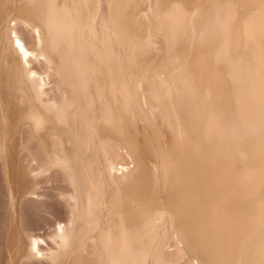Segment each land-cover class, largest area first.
Instances as JSON below:
<instances>
[{"label": "rangeland", "instance_id": "1", "mask_svg": "<svg viewBox=\"0 0 264 264\" xmlns=\"http://www.w3.org/2000/svg\"><path fill=\"white\" fill-rule=\"evenodd\" d=\"M61 1H64V2L62 3ZM71 1L72 2L75 1V2L72 3ZM89 1L91 3H89ZM120 1H123V2H120ZM164 1H165V7L163 6ZM170 1H174V0H169V2L168 0H127V1L126 0H119V1L118 0H68V1L59 0L58 2H56L57 5L56 4L54 5L53 8L55 10L53 11L52 14L46 15L44 18L39 17V16L35 18V15H33L32 11L30 12V10L27 9L26 7L27 3L29 4L31 2V5H32V1L27 2V0H0V264H111V263L113 264V260L115 261V264L117 263L121 264V261H119V259L124 260V263H125V260L127 261L130 258L132 260V261L130 260L131 264H137V263L138 264L139 263L158 264L157 263L158 261L160 264V261H161L160 258H162L161 256L164 257L162 258L163 261H161L163 263L164 261L166 263V260L167 261L170 260L166 264H173L174 262L178 264H203V262L204 264L206 263L212 264L216 260L214 258L215 257L214 248H212L213 245L211 244V242L213 243L214 240L213 238L211 239V236H210L211 230H209L210 226H208V222H207L208 220H206V218L208 217L207 212L209 209V206H208L209 201L207 199L208 195H206L207 192L204 190H206L207 187H206V184H204L203 182L204 179L202 181L203 177L201 176H203V173L199 172V170L201 169V166H200L201 162L199 159L200 153L198 154L199 150H198L197 142H195L197 141L195 140L196 139L195 134L198 131L197 120L194 121V119H196V116H197L196 114L197 107H195L197 103L196 102L197 96H195L197 94V91L196 89L193 90L195 87H193L192 85L193 83L190 81L191 80V77H190L191 70H189L188 66H185L186 64L183 61L186 60V58H184L185 56L183 57V53H182L183 52L182 48L187 49L188 47H190V49L189 48L188 49L194 51L195 49L191 47L192 45L193 46L195 45L194 48H198L197 45L200 46L202 44L204 40V36H205L204 30L202 31V29L205 27V24H206V22H204L206 20V16L202 15V11H198L197 13H195L194 11H191V13L185 12L186 14L187 13L191 14L189 16V18L191 19L187 17L188 15L183 14L184 17H186L184 19L179 14V13L182 14V11L179 10L180 12L176 11V14H177L176 16L179 15L178 17L175 16V12H174V15L171 13L172 17L171 15H168V17L170 18H173V16L177 18V19L174 18L177 21L172 19L176 22L175 24L174 22L170 23V21L172 20H170V18H168L169 20L166 19L167 15L165 12L167 8L169 7V4L172 3ZM192 1L193 0H191V2ZM196 1L201 2V5H199L200 3L198 2L196 3ZM196 1H194L195 3L194 5L195 6L198 5V9H196V11L201 10L202 8L204 9V7H206L205 5L207 4V1L206 2H204L205 0H200V1L196 0ZM78 2H80L79 3L80 5L77 4ZM182 2L186 4L187 0H182ZM188 2H190V0H188ZM122 3H125V4L123 5ZM166 3H169L168 7H166L167 6ZM74 4L75 5L77 4V6H75ZM117 4L118 6H116ZM119 5L122 7L121 10L120 8L118 9V7H120ZM112 6H116V7H112ZM200 6L201 7L203 6V7L200 8ZM67 7L69 8L67 9ZM57 10H59L58 11L59 15L56 13ZM112 10H113V13H112ZM123 10L125 11L119 12ZM27 11H29V13ZM114 11L117 13V16H116V13H114ZM194 13L197 15L196 18H194L196 16ZM198 13H200V15ZM114 14L116 17L113 16ZM68 15H70L71 22L69 21L70 22L69 24H65V20L69 19V17H67ZM119 16L123 18V19L121 18L119 19V21L121 20L122 24L118 21V19H115L117 17L119 18ZM199 16H200V19H199ZM202 16L205 18H202V22L201 21L198 22L199 20H201ZM179 17H182L184 20ZM178 18L180 20L182 19L181 21H183V23L187 21V23L185 24L182 23L181 25H184L185 28H188L186 30L188 34L187 32H185V30H183L184 28L182 29L183 26L181 27L178 25L179 29L175 26V30L178 29L176 31L173 29L174 25L179 24V22L181 23V21ZM193 18L194 20L196 19L195 21L197 22V24L193 20ZM56 19L58 21L54 22V20L56 21ZM114 19L115 21L117 20V23L114 21ZM51 20L52 22H50ZM83 21L85 25H88L87 27L85 25L83 26ZM192 21L193 23L195 22V24H193ZM203 22L204 24H201V25L199 24ZM40 23H42V25ZM52 23H55L56 26L55 24L51 25ZM119 23L120 25H117ZM189 23L193 26V28L190 26ZM75 24H78L77 26L80 27V28L78 27L79 33H81L83 29V32L79 34V35H82L81 40L79 39L80 41L78 42L79 45H75V48L77 46V49L80 47L78 49L79 50L78 53L74 51V47H73L74 43L70 39H69L70 41L67 38H65V40H61L62 32L64 31V28L62 26H65V28L67 26L69 27V25L73 27L75 26ZM186 24L188 26H185ZM197 26L200 28V30L203 33L200 30H196V29H199ZM202 26L203 28H201ZM47 27L49 29H47ZM189 27H190V30H189ZM120 28L121 30H118ZM191 28L192 29L195 28V29L192 30ZM122 29L124 31H122ZM41 31H44V36L46 37V39L45 37L41 36L42 34ZM55 31L57 32L58 36H56ZM120 31L125 33V35L124 34L123 35L124 37L126 36L127 39L126 37L124 39V37L121 36L122 33ZM198 31L200 32L201 35L203 34V36H201ZM175 32L177 34H181V32L183 34H187V35H183V37H185L186 39L181 37L182 35L180 36L176 35ZM38 33L43 39L40 36H38ZM192 33L193 35L194 34L195 35L198 34V35L193 36ZM48 34H49V37H48ZM190 34L192 38L194 37L196 39L198 38L197 36L199 37L201 36L203 40L202 39L200 40L201 38L200 37L196 40L194 38L193 39L191 38V41H190V38H189L191 37ZM173 35L176 36L175 38L178 39L177 40L178 42L176 40H175L176 42L174 41L175 38H173ZM252 36L249 37L251 38L250 39L251 41L249 40L247 42L249 44L247 45L250 48L252 47L250 45H253L251 44V42L253 41L252 43H255L254 41H256V36L254 35L255 39ZM39 38L42 41H40ZM57 38L60 39V41L59 40L57 41ZM23 40L24 42H21V43H23L24 47L23 46L22 47L24 49H27L26 50L27 53L25 52L23 48L21 49L20 41H23ZM187 40L190 41V44H188L189 42ZM193 41L194 43L195 41H198V42L194 44ZM55 42L58 44H55ZM61 42L62 44L64 43L67 44V45H64V47L66 50H68L69 48L70 50L68 51H70V53L73 51L76 54L81 55L80 56L82 57L81 64H82V67H84L82 69L83 76L81 80L83 81L84 79L85 82L84 81L83 82L86 85L82 83V81L81 83L84 84L85 90L82 89L84 87L82 84L80 85L81 89L78 88L80 91L78 89L75 90V94L78 95V96L76 95V98L78 99L79 97L78 101L81 102L82 100L81 102L82 104L80 102L78 103L79 105L77 104L75 106L74 104V107H72V109L70 108L71 107L70 104L73 103V102L71 103V101H73L72 100L73 95H72L71 89L69 88L68 85H65L66 83L63 81L64 79H61L62 77L59 76L60 74L57 73L56 69L54 68V63H56L57 65L60 61L58 52L60 51L59 43ZM92 42H94L95 44ZM181 42H184V43L182 44ZM191 42L193 44H191ZM174 43H177V44L181 43V44L176 45ZM50 44H53V45H50ZM187 44L189 45L188 47H187ZM54 45L56 48L54 47ZM89 45L92 47H90ZM180 45H182L183 47H181ZM175 46H179V47L177 48ZM91 48L93 49L94 53H92ZM105 48H107L106 51H105ZM46 50L49 53L51 52L52 55L47 53ZM99 50H102V51H99ZM176 51L178 53H176ZM41 52H44L42 54L43 55L45 54V56H42V55L40 56ZM175 54L176 55L178 54V55L176 56ZM72 55L73 54H71L70 56L72 57ZM179 56L180 58H178ZM177 58H178L177 61L179 63L175 60ZM83 60L85 62L87 60L88 63L87 62L85 63ZM106 61L108 62V64ZM177 63L180 65L181 70L184 71L183 73L186 72L185 69L189 71V73L186 72L185 74H183L182 71L180 72V67ZM181 65H183L184 70L182 69ZM31 69L36 70L37 73L35 74V72ZM90 69H92V71ZM71 72H73V74L77 73L75 70L73 71L71 70ZM187 73L190 75H188ZM228 73L229 75L231 74L230 72ZM41 74L44 75L43 79H42L43 75ZM33 75H35L37 78ZM93 75H95L96 79L98 77H102L104 79L102 84L99 83L100 80L95 81L96 79L94 78ZM180 75H185V76H182L185 78L186 76H188L187 78L190 77L189 79L184 78L183 80H186L184 82H186V85L189 87V89L190 88L192 89L193 87L192 89L193 91L192 90L189 91V89L187 90L188 92L185 91L186 86L182 85L183 80H181L182 78L180 77ZM30 76L31 78L34 77L33 79L35 80L32 79L33 82H31V79L28 78ZM39 76L40 77L42 76V77L39 78ZM232 76H233V73H232ZM107 79H109L110 81ZM251 80H254V79H252L251 77ZM250 81L248 80L247 82L251 83ZM187 82L189 83L187 84ZM247 82H245V85H248ZM58 83H60L61 85ZM190 83H192L191 87L189 86ZM62 84L65 86H63ZM253 84H254V81H252V85L250 84V86H254L252 87L253 89H251V87L249 86V88L246 90L250 89L253 92L254 89H257V92L256 90L254 91L256 92V94L258 93L257 96L260 97L262 91H260L259 88L255 87V85ZM94 85L95 86L97 85V87L95 88ZM183 90L185 92H183ZM250 90L249 92L246 91L247 95L252 93L250 92ZM194 91L196 92V94L193 93ZM38 92L40 95L36 94ZM160 92L162 93L160 94ZM82 93H85V96ZM187 93H190V94L187 95ZM209 93L206 94V91L205 93H203L208 96L206 97L208 100H209L210 95L212 94V93L211 94ZM191 94L193 95L195 94L194 97L196 98H194ZM246 94L244 96H247ZM64 95L66 98L68 97L69 100L71 99L69 101L70 107L66 106L68 105L67 103L68 100L64 97ZM86 95H87V98H86ZM82 96L85 98V100ZM120 96L122 99L118 98ZM257 96L254 97L256 98V100L261 99L259 100V102H256L257 105L258 103H261L260 101L264 102L263 96H262L263 99ZM63 97L67 100L66 103L65 101H63L64 100ZM238 97H240V95ZM247 97H243L242 95L241 98L248 101L249 98L246 99ZM188 98L190 101L188 100ZM193 98L196 99V101L194 100L196 102L194 105V108L193 106H191L194 104ZM39 100H40L39 102L40 105L38 104ZM56 100H58V102ZM244 100H242L241 103L238 104V105L241 104L240 106H238L239 108L237 107L241 111L237 109V112L239 111L237 115H239V117L242 116V119L240 117V120H243V119L247 120V118H250L251 121L248 119L249 121L247 120V123H251L255 127L258 122H261V120L257 121V119L260 117V113L257 109H260V106L262 104H259L260 105L259 108L258 106L255 107L257 111L256 112L254 111V106H255L254 103L256 100L253 101L252 99H250V101L251 102L253 101L254 103H251V102L249 103V104H253L252 105L253 107L246 105V107H248V110H249L248 111L249 114H248L246 107H244V109L242 110L243 108L242 103L248 104L249 102V101L246 102ZM62 101L64 103L65 108H62V106H61L62 110L60 108H58V110L57 108H54L58 103L59 104L57 106L61 105ZM53 102L54 103L57 102V104H54ZM83 102H85V104ZM190 102L192 104H190ZM52 103L54 105L53 108L55 110H51L53 109ZM117 104H119L120 106H118ZM123 104H125L124 106L126 108L123 106ZM49 106H51L50 109H49ZM77 106L79 110L78 108H76ZM225 106L230 108L229 106L231 105L224 104V107H221V108L219 107L220 113H221V110L225 108ZM105 107H108L106 108L107 112L105 110ZM41 108L42 110H40ZM214 108H215V105H214ZM251 108H252L251 110L252 112L250 111ZM44 109L45 110L47 109L46 112L48 111L50 114L46 113ZM71 110H75L76 113L73 112L74 114H72ZM121 110L125 112L123 113ZM244 110H245L246 115L243 112ZM53 111H56V112L60 111L61 114L68 115L66 116L68 117V119L65 118V115L64 117L61 118L62 115L59 114L60 115L59 116L57 114L58 112L53 113ZM78 111L80 113L82 112L81 115L83 117L80 116V113ZM83 111L85 114L83 113ZM108 111L109 113H111L110 115L108 114ZM261 111L262 110H260V112ZM253 112H255L257 116L259 115L258 117H254L255 119L253 118V116H255L254 114H252V117H251V113ZM105 113L107 114L103 115ZM38 114H41L44 117L45 115H49L47 116L48 122H51L52 124L53 123L56 124V125H52V127L53 126L54 127L51 130L48 129V131L50 130L48 133H47V130L44 131L45 135H44V132H41V131L43 130L42 128L45 127L44 125L46 123V120L41 121L40 119H38L39 117ZM243 115L245 117H243ZM69 116H72L70 117L71 121H69L70 120ZM76 116L78 119L76 118ZM110 116H111V120L113 123L110 122L111 120H109ZM193 116H194V119H193ZM227 116L228 115L226 114L225 118L223 119V121L225 120L224 122L228 121ZM33 117L37 118L36 121L39 125L35 122V119ZM104 119H107V120H104ZM170 119H174V120H171V123H170L169 121ZM104 121L105 122L108 121L109 123H106L104 125L103 124L105 123ZM172 122H173V125H171ZM243 122L245 123L242 126L240 125L241 128L245 130V127L247 126L246 129L249 130V127L246 121L243 120ZM254 122L256 125L253 124ZM121 123L123 124V126ZM107 124L108 125L110 124L111 126L109 125L110 127L109 126L107 127ZM187 125L189 127H187ZM258 125L260 124L258 123ZM55 126L57 129L55 128ZM105 126L107 127L109 131L106 129ZM253 126L252 128L254 129ZM37 127H38V130H37ZM104 127L105 129H103ZM119 129H122L123 131L122 130L119 131ZM53 130H56V131L59 130V131H57L56 133V131H53ZM114 130L115 131L118 130L117 133ZM170 130H174L172 131L173 136ZM207 132L209 133H206L204 139L202 138L203 143L206 139H208V137H209L208 139L209 142L211 140H214L216 142L217 141L216 137L218 138L219 136L216 135L215 139L213 138V136H215L216 134L214 133L215 131H213L214 134L211 136H209V134L210 133L212 134V132L210 131H207ZM58 133L60 134V137ZM100 135L101 136L104 135V136L101 137ZM107 135H110V136H107ZM174 135H175V138H174ZM191 137L195 141L192 140ZM210 137L213 139H211ZM224 137L227 138V135L225 136L223 135L222 139L224 140L221 139L220 141V138H219L217 143L227 142L229 137L228 139H225ZM190 139L192 140V142L190 141ZM129 140L132 143V146L130 145L131 143L129 142ZM176 140L179 142H177ZM127 141L129 144L126 145ZM174 141L175 143H172ZM214 141H212L213 143H211V145H214L215 143ZM209 142L206 143V145L207 144L210 145ZM171 144L173 145L179 144V146L181 145L182 152H184L183 153L184 155L182 154L181 158L185 162L188 161L186 164H181V159H180V163H176L175 160L173 159L169 160L173 156L172 154H171L172 156L170 155ZM211 145L210 147L212 148L213 146ZM183 147L185 148L186 151L188 149L190 151V154L189 152L186 153V151H183L184 150ZM164 148H168V149H164ZM213 149L214 148H212V150ZM167 151L169 152L167 153ZM210 151L211 149L209 150V152ZM165 153L168 155V157ZM191 153H193L194 155ZM169 155H170V158H169ZM186 156L189 158H186ZM240 156H241L240 157L241 161L247 158L246 154L244 153L240 154ZM167 158L169 161H167ZM164 159L165 161H163ZM185 162L182 161V163H185ZM189 162L191 163L189 164ZM180 168H184V169L186 168L184 171L187 172L188 179L191 182L185 179L183 180V182L182 180L179 182V181H176L175 179L174 181L173 179H171V177L175 178V175H177L176 173H180V170H181ZM164 169L167 171L168 176H166L167 174ZM175 170H176V173L174 174ZM188 170L190 171L191 174H189ZM170 173H173L174 177L172 174L170 175ZM169 179L171 182L169 181ZM124 181L125 182L127 181V183H124ZM165 182L166 184H164ZM169 182L170 184H168ZM123 184H127L125 185L127 187H124ZM139 185H142V186H139ZM169 185L170 186L172 185L171 188ZM184 186L189 187L191 191L190 198H189L190 200L188 199L187 200L189 202L192 201L195 203V204L193 203L194 207L192 206V212H194L195 214L194 217L196 216L197 219L196 217H195L196 220L191 219L190 216H187V218L183 217L185 221H187V225L185 224L184 219H181L182 221H184L183 223L181 222L180 218L179 220L183 224V226L184 227L187 226V229H189L190 231L189 230L187 231L186 227L183 228L182 224L180 225L182 226V228L175 230L176 228L175 226L178 225L176 223L177 221L175 220L173 213H169V210H170L169 201L172 195H174L175 193H178L179 190H183V189L186 190ZM172 187L174 188V190ZM127 188L128 189L131 188L133 189V192L135 190V193L137 195L139 194L138 195L139 197H138L136 194L133 195L131 193L132 195L130 197L132 199L133 196H137L138 197L137 200L140 198L139 199L140 201L139 200L134 201L136 200V197H134L135 198V199L133 198L134 199L133 201L135 202L134 203L131 201V199H129L130 198L129 196H128L129 200L127 199V201L130 205L132 204L131 208L133 207L134 212L136 211L135 209H137V211L140 212L139 214L136 215L137 213L136 211V213L133 215L135 219H137L139 223H141V221H144L142 222L143 225L146 224L147 226L146 225L143 226L142 223L141 224L137 223L136 220H135L136 222L135 224L133 223L134 221L132 220L133 225H131V221L125 222L121 219L122 215H119V214H123L124 212L128 211L126 210L127 208L125 209V207L127 206L126 203L124 202L125 204L124 205L121 199V195L123 194L124 190ZM137 190H139V192ZM140 190L142 191V194L144 193L143 194L144 197H142ZM168 193L169 194L171 193L170 194L171 196ZM117 195H119L118 196L119 198L117 197ZM191 195L193 196L191 197ZM146 196L148 197V199H150L149 196L151 197L150 201L152 202V204L148 202L149 200L147 199ZM204 197L206 199H204ZM141 198H144V201L146 202V205L143 207L144 209L149 208L147 204L151 207L156 206L155 210H154V207L152 208L150 207L149 209H153L152 211L150 210L152 214L155 213L156 209L159 213L156 212L155 215H152L149 209L148 210L145 209V212L149 211V214L146 212L145 214L143 213V217L140 216L142 215L141 213L143 212L142 204H145V202L144 203L142 202L143 200ZM187 198H188V193H187ZM154 200L157 202H155L156 204L154 203L153 205ZM164 200H166V203H168V205L166 204L167 206H165ZM205 205H206V209H204ZM138 207L139 209L141 208L140 209L141 211L138 210ZM159 209H162V211L161 210L159 211ZM146 214H148L150 218ZM205 214L207 216H205ZM139 216L142 217L144 220L143 219L140 220L141 218ZM170 218L171 219L174 218V219L171 220ZM145 219L148 224L145 223ZM107 220L109 223L108 222L106 223ZM113 220L117 224L120 221L119 226H117V224ZM121 220H122V224H121ZM149 220H150V223L148 222ZM155 220L156 222H159V224L158 223L156 224ZM173 220L175 221V223ZM111 223L113 224L115 223L114 225L116 226L111 227ZM128 223H130L131 226L130 225L129 226L130 228L131 227L132 228L128 229L129 230L128 235L130 234L129 235L130 237L127 238L125 237V235L127 234L124 233V230L125 228L129 227V226L127 227L126 225ZM107 224L110 225L109 227L111 228L116 227L114 229H116L118 233L116 232V230L109 229ZM123 224L126 226H123ZM154 224L157 226V228ZM101 225H104V226H101ZM107 227L109 230L107 229ZM145 227L147 228V230ZM196 227H198L197 230H196ZM135 228H136V232L134 233ZM144 228H145V231H144ZM151 228L154 232L151 230ZM104 229L107 232L106 234H108V231L111 234L113 232L117 234L116 235L114 234V236L112 235V239L110 240L111 234L108 235L110 238L107 237L105 233L103 236ZM191 230H194V231H191ZM188 232H189V235H188ZM143 233L146 236V239H145V236H143ZM150 233H153V235ZM163 233H164V236H163ZM193 233H195L194 236H193ZM177 234H179V236ZM131 235L133 236L131 237ZM140 235L142 236L141 239L139 237ZM169 235L170 236L174 235V236L170 237ZM191 235L193 236V238H191ZM147 236H149V238ZM153 236L155 239L149 240ZM159 236H160V239H159L160 241L158 240ZM184 236H186V238ZM178 237L180 238L178 239ZM194 237L197 240L199 239L201 242L197 241ZM209 237L210 239H208ZM121 238L123 240H121ZM131 238H132L133 243L131 241ZM127 239H130V240H127ZM109 240L111 242H109ZM142 240H144V242ZM190 240H192L193 242ZM210 240H213V241H210ZM157 242L158 243L160 242L163 244L161 245L159 243L160 246H158ZM199 242L202 243L203 245L205 244L206 246L204 247ZM111 243H113V245ZM126 243L128 244L126 245ZM195 243L197 244V246ZM144 244L146 245L147 248L145 247ZM161 246L165 247V249L163 248L161 250L159 248ZM155 247L157 248V250L160 249L161 251L160 250H159L160 252L155 251L156 250ZM207 247L208 249L210 248V250H208ZM131 248L133 250L137 249L134 251V253L138 255L137 259L139 261L136 259L137 255L133 256V253H132L133 250ZM143 248H146V249H144L143 251ZM174 248H176L177 250L179 249L181 254H179V256L177 255V257L170 258L169 256H171L172 252L175 250ZM197 248H200V249L197 250ZM110 249H112V251ZM117 250L118 251L121 250V251L118 253ZM140 250L142 251V254ZM163 250H165V253L170 251L171 254H169L168 252L166 253L167 255L166 254L164 255ZM194 250H196V252ZM199 250L200 251L202 250L203 252H200ZM115 251L117 254L115 253L114 255ZM137 251L138 252L140 251L139 253L141 254V256H139V253ZM154 251L157 253H155ZM109 252L114 255L112 256V258H114L113 260H111L112 258L110 257L111 254L109 255ZM121 252L123 253L121 254ZM198 252L199 254H197ZM205 252H207L211 258L209 256L208 258L207 253ZM210 252L212 253L209 254ZM158 253H160L161 255L160 254L158 255ZM120 254L123 259L121 258ZM201 254L203 256H201ZM124 255L126 256V258L124 257ZM131 256H133V258ZM156 256L158 257L156 258ZM117 258L119 262L117 261ZM141 258H142V261L140 260ZM200 258H203V259L200 260ZM212 259L214 260L212 261ZM127 263H129V261L126 262V264Z\"/></svg>", "mask_w": 264, "mask_h": 264}, {"label": "bare ground", "instance_id": "2", "mask_svg": "<svg viewBox=\"0 0 264 264\" xmlns=\"http://www.w3.org/2000/svg\"><path fill=\"white\" fill-rule=\"evenodd\" d=\"M28 1H32V5H31V2L28 4L27 3V5H26V7H27V9H29L30 10V12L32 11V13H33V15H35V18L37 17V16H39V17H42V18H44L46 15H49V14H52L53 13V11L55 10L53 7H54V5L56 4V2H58L59 0H27V2ZM68 1V0H67ZM119 1V0H118ZM127 1V0H126ZM194 1H196V0H193L192 2H191V0H190V2L192 3H190V2H188V0H187V2H186V4L184 3V2H182V0H174V1H170V2H172L171 4H169V3H166L167 4V6L166 7H168V4H169V7L167 8V10L165 11L166 12V15H167V18L166 19H168V18H170V17H168V15H171V13L174 15V12H175V16L177 15L176 14V11H178V12H180V11H182V14L181 13H179L180 14V16H182L184 19L186 18V17H184V15L183 14H186L185 12H190L191 13V11H194L195 13H197L198 11H202V15L204 16H206V20L204 21V22H206V24H205V27L203 28V26L201 27V28H203L202 29V31L204 30V40H203V38L201 37V36H203V34L201 35L200 34V32H199V34L201 35L200 37L199 36H197L198 38H200V40L202 39L203 40V42H202V44L199 46V45H197L198 46V48H194L195 47V45L193 46H191L193 49H195L194 51H192V50H189L190 49V47H188L189 45L188 44H190V41H191V38H192V36H191V34H190V36L191 37H189L190 38V41L189 40H187L189 43L187 44V47L189 48H185V49H183L182 48V50H183V57L184 58H186V60H184L183 62L186 64H184L185 66H188L189 67V70H191L190 72H191V75L190 74H188L189 73V71H187L186 69H185V71L186 72H188L187 74L188 75H190V77H191V82L193 83H190V87L193 85V87H195L194 89H193V87H192V89L193 90H195L196 89V91H197V94H196V92L194 91L193 93H195L194 95L195 96H197V98L196 97H194V95L193 94H191L194 98H196L197 99V101H196V99H194L193 98V101H194V104L193 105H191V106H193V108H194V105H195V103H196V105H195V107H197V116L196 115H194V116H196V119H194V116H193V119H194V121H196L197 120V125H198V131H197V133L195 134L196 135V139L195 140H197V141H195L194 139H192V137H191V139L192 140H194L195 142H197V146H198V154H199V159H200V162H201V164H200V166H201V169H200V167H199V169L201 170H199V172H202L203 173V176H201V177H203L202 178V181H203V179H204V184H206V190H204V191H206L207 193H206V195H208V197H207V199H208V201H209V209H208V219L206 218V220H208L207 222H208V226H210V229L209 230H211L210 232H211V239L213 238V240H214V242L212 243L211 242V244L213 245V247L212 248H214V258L216 259L215 261H216V263H215V261L212 263V264H264V102H262V101H260L261 103H258V105L256 104V102H259V100H261V99H259V98H262V96H263V98H264V0H205L204 2H206L207 1V4L205 5L206 7H204V9L200 6V8H202L201 10H197L196 11V9H198V5L197 6H195L194 4ZM200 1V0H199ZM62 3L64 2V1H61ZM72 2V1H71ZM75 2V1H74ZM74 2H72V3H74ZM82 2V1H81ZM120 2H123V1H120ZM168 2H169V0H168ZM198 1H196V3H197ZM60 3V2H59ZM58 3V4H59ZM68 3V2H67ZM71 3V4H72ZM80 2H78L77 4H79ZM89 3H91L90 1H89ZM198 3H200L199 5H201V2H198ZM77 4L75 5V6H77ZM116 4V3H115ZM121 4V3H120ZM123 5L125 4V3H122ZM156 4V3H155ZM163 4V3H162ZM57 5V4H56ZM80 5V4H79ZM93 5V4H92ZM187 5H189V6H187ZM191 5V6H190ZM22 6V5H21ZM20 6V7H21ZM69 6V5H68ZM73 6V5H72ZM74 6V7H75ZM91 6V5H90ZM116 6H118V4L116 5ZM116 6H112V7H116ZM120 6V5H119ZM164 7H165V1H164V5H163ZM56 7V6H55ZM66 7V6H65ZM80 7V6H79ZM78 7V8H79ZM163 7V8H164ZM25 8V7H24ZM58 8V7H57ZM60 8V7H59ZM69 7H67V9H68ZM77 8V7H76ZM120 8V10H121V6L120 7H118V9ZM162 8V9H163ZM65 9V8H64ZM112 9V8H111ZM110 9V10H111ZM114 9H116V8H114ZM124 9V8H123ZM22 10V9H21ZM26 10V9H25ZM62 10V9H61ZM76 10V9H75ZM180 10V11H179ZM204 10V11H203ZM58 11L59 10H57V14H58ZM65 11V10H64ZM63 11V12H64ZM77 11V10H76ZM115 11H117V10H115ZM114 11V13H116ZM125 10H123V11H119V12H124ZM28 13H29V11H27ZM62 12V13H63ZM75 12V11H74ZM73 12V13H74ZM78 12V11H77ZM184 12V13H183ZM205 12V13H204ZM61 13V14H62ZM66 13V12H65ZM112 13H113V10H112ZM194 13V14H195ZM204 13V14H203ZM37 14V15H36ZM68 14V13H67ZM78 14V13H77ZM122 14V13H121ZM199 15H200V13H198ZM59 15V14H58ZM157 15V14H156ZM166 15H165V17H166ZM186 15H188L187 17L189 18V16L191 15V14H186ZM185 15V16H186ZM196 15V14H195ZM23 16V15H22ZM30 16V15H29ZM63 16V15H62ZM65 16H66V14H65ZM65 16H64V18H65ZM87 16V15H86ZM102 16V15H101ZM113 16H115V14L113 15ZM116 16H117V13H116ZM115 16V17H116ZM123 16V15H122ZM179 16V15H178ZM178 16H176V17H178ZM194 16V15H193ZM193 16H191V17H193ZM201 17V20H197L198 22H202V18H205V17ZM26 17V16H25ZM51 17V16H50ZM67 17H69V19L68 20H65V24H69L71 21H70V15H68ZM71 17H72V15H71ZM74 17V16H73ZM114 17V18H115ZM171 17H172V15H171ZM176 17H174L173 16V18H170V20H172V19H177ZM182 17H179V18H182ZM197 17V15L194 17V18H196ZM30 18V17H29ZM32 18V17H31ZM41 18V19H42ZM55 18V17H54ZM79 18H80V16H79ZM78 18V19H79ZM83 18V17H82ZM111 18V17H110ZM123 19L122 17H120L119 16V18L117 17V18H115V19H118V21H119V19ZM178 18V19H179ZM182 18V19H183ZM187 18V19H188ZM194 18H193V20H194ZM62 19V18H61ZM76 19V18H75ZM91 19V18H90ZM115 19H114V21H115ZM174 19V20H175ZM181 19V20H182ZM183 19V20H184ZM189 19H191V18H189ZM199 19H200V16H199ZM46 20V19H45ZM47 20H49V19H47ZM60 20V19H59ZM63 20V19H62ZM82 20V19H81ZM169 20V19H168ZM168 20H167V22H168ZM172 20V21H170V23L172 22H174V24L176 23L175 21H177V20ZM180 20V19H179ZM180 20V21H181ZM196 20V19H195ZM194 20V21H195ZM58 20L56 19V21L54 20V22H57ZM70 21V22H69ZM186 21V20H185ZM46 22V21H45ZM50 22H52V20L50 21ZM116 23H117V20L115 21ZM120 23H121V20L119 21ZM179 22V21H178ZM177 22V23H178ZM188 22H189V20H188ZM190 22H191V20H190ZM196 22V21H195ZM195 22L193 23V21H192V23L193 24H195ZM204 22L203 23H199L200 25L201 24H204ZM42 23H44V22H42ZM42 23H40L41 25H42ZM78 23V22H77ZM81 23V22H80ZM109 23V22H108ZM111 23V22H110ZM120 23L119 24H117V25H120ZM183 23V21H181V23L179 22V24H176V25H174V30H175V26L178 28V25L179 26H183L182 27V29L183 30H185V32H187L186 30L188 29V28H185L184 27V25H181ZM185 23H187V21L185 22ZM185 23H183V24H185ZM53 24H55V23H52L51 25H53ZM72 24V23H71ZM70 24V25H71ZM79 24V23H78ZM78 24H75V26H70L69 25V27L67 26L66 28H65V26H62L63 28H64V31L62 32V38H61V40H65V38H67L68 40L70 39L74 44H73V47H74V51L76 52V53H78V49L80 48H78L77 49V46H76V48H75V45H79V41L81 40V36L82 35H79V34H81L82 32H83V29H82V32L81 33H79V29H78V27L79 26H77ZM82 24V23H81ZM112 24V23H111ZM122 24V23H121ZM169 24V23H168ZM190 24V23H189ZM196 24H197V22H196ZM85 24H84V21H83V26H84ZM115 25V24H114ZM45 26V25H44ZM55 26H56V24H55ZM83 26H81V27H83ZM86 27L88 26V25H85ZM170 26V25H169ZM185 26H188L187 24L185 25ZM190 26L193 28V26L190 24ZM196 26V25H195ZM59 27V26H58ZM57 27V28H58ZM109 27V26H108ZM120 27V26H119ZM122 27V26H121ZM173 27V26H172ZM198 27V26H197ZM44 28V27H43ZM51 28V27H50ZM55 28V27H54ZM60 28V27H59ZM58 28V29H59ZM80 28V27H79ZM83 28H85V27H83ZM117 28H118V26H117ZM116 28V29H117ZM191 28V29H192ZM199 28V27H198ZM39 29V28H38ZM47 29H49L48 27H47ZM61 29V28H60ZM170 29V28H169ZM172 29V30H173ZM179 29V28H178ZM178 29H176V30H178ZM181 29V28H180ZM181 29V30H182ZM195 29V28H194ZM194 29H192V30H194ZM46 30V29H45ZM44 30V31H45ZM81 30V29H80ZM85 30V29H84ZM118 30H121V28L120 29H118ZM173 30V31H174ZM175 30V31H176ZM182 30V31H183ZM189 30H190V27H189ZM196 30H200V28L199 29H196ZM44 31H41V33L43 34H41V36H43V37H45L44 36ZM117 31V30H116ZM122 31H124L123 29H122ZM201 31V30H200ZM201 31V32H202ZM119 32V31H118ZM121 32V31H120ZM127 32V31H126ZM184 32V31H183ZM184 32V33H185ZM189 32H191V31H189ZM196 32V31H195ZM194 32V33H195ZM15 33V32H14ZM53 33V32H52ZM122 33V35L121 36H123L124 37V35H125V33H123V32H121ZM176 33V32H175ZM175 33H174V35H175ZM203 33V32H202ZM45 34H47V33H45ZM55 34H56V36H58L57 35V32L55 31ZM115 34H117V33H115ZM124 34V35H123ZM187 34H188V32H187ZM187 34H183L182 32H181V34H177L176 33V35H182L181 37H183V35H187ZM119 35V36H120ZM171 35H172V33H171ZM173 35V38H175L176 36H174ZM192 35H193V33H192ZM196 35H198V34H196ZM195 34L193 35V36H196ZM253 35V36H252ZM254 35L256 36V41H254L255 43H252L251 42V44H253V45H250V46H252L251 48L250 47H248V41L251 39V38H249V37H254ZM15 36V35H14ZM38 36H40L39 35V33H38ZM40 36V37H41ZM53 36V35H52ZM55 36V37H56ZM117 36V35H116ZM13 37V36H12ZM48 37H49V34H48ZM47 37V38H48ZM122 37V38H123ZM126 37V36H125ZM125 37H124V39H125ZM42 38V37H41ZM101 38V37H100ZM183 38H185V37H183ZM187 38H188V36H187ZM194 38V37H193ZM192 38V39H193ZM198 38H196V39H198ZM249 38V39H248ZM40 39V38H39ZM43 39V38H42ZM45 39H46V37H45ZM49 39V38H48ZM54 39V38H53ZM56 39V38H55ZM80 39V40H79ZM118 39V38H117ZM124 39H122V40H124ZM126 39H127V37H126ZM186 39V38H185ZM195 39V38H194ZM195 39V40H196ZM254 39H255V37H254ZM253 39V40H254ZM60 41V39H58L57 38V41ZM69 40V41H70ZM106 40V39H105ZM104 40V41H105ZM177 41L178 39L177 38H175L174 39V41ZM40 41H42L41 39H40ZM45 41V40H44ZM47 41V40H46ZM53 41V40H52ZM175 41V42H176ZM184 41V40H183ZM251 41V40H250ZM21 42H24V40L23 41H20V43ZM51 42V41H50ZM178 42V41H177ZM198 41H195V43H197ZM92 43H94V42H92ZM182 44L184 43V42H181ZM181 43H174V44H176V45H179V44H181ZM187 43V42H186ZM186 43H185V45H186ZM193 43H194V41H193ZM192 42H191V44H193ZM194 43V44H195ZM250 43V42H249ZM5 44V43H4ZM55 44H58V43H56L55 42ZM95 44V43H94ZM199 44V43H198ZM248 44V45H247ZM30 45V44H29ZM50 45H53V44H50ZM59 45H60V47H59V49H60V51L58 52V56L60 57H58L59 58V63L56 65V63H54V68L56 69V71H57V73H59L60 75L59 76H61L62 78L61 79H64L63 81L66 83L65 85H68L69 86V88L71 89V92H72V95H73V101H71V103L73 104H70L71 105V107L69 106V101L71 100H69L68 99V97L66 98L65 97V95H64V97L68 100V105H66V106H69L71 109H72V107H74V104H75V106L80 102V101H78V99H79V97H78V99L76 98V95L77 94H75V90H77L78 88H80V85L82 84V83H84L85 82V80L83 79V81L81 80L82 79V76H83V74H82V72H83V68L84 67H82V64H81V58L82 57H80L81 55H79V54H76L75 52H73L72 50V52L70 53V51H68V50H70L69 48H68V50H66L65 49V47H64V45H67L66 43H64V44H62V42L61 43H59ZM72 45V44H71ZM98 45V44H97ZM24 47V45H23V43H21V49ZM69 46V45H68ZM68 46H66V47H68ZM90 46V45H89ZM88 46V47H89ZM181 47H183L182 45H180ZM196 46V47H197ZM47 47H48V45H47ZM51 47V46H50ZM54 47H55V45H54ZM57 47H58V45H57ZM72 47V46H71ZM90 47H92V46H90ZM105 47V46H104ZM175 47H179V46H175ZM174 47V48H175ZM45 48V47H44ZM53 48V47H52ZM56 48V47H55ZM99 48V47H98ZM173 48V49H174ZM191 48V49H192ZM24 49V48H23ZM39 49V48H38ZM38 49H37V51H38ZM51 49V48H50ZM54 49V48H53ZM90 49V48H89ZM106 49L107 48H105V51H106ZM25 50V52L27 53V49H24ZM52 50V49H51ZM58 50V49H57ZM91 50H92V53H94L93 52V49L91 48ZM104 50V49H103ZM176 50V49H175ZM178 50V49H177ZM181 50V51H182ZM243 50V51H242ZM40 51V50H39ZM47 51V50H46ZM95 51V50H94ZM97 51V50H96ZM99 51H102V50H99ZM179 51V50H178ZM25 52H23V53H25ZM57 52V51H56ZM111 52V51H110ZM39 53V52H38ZM42 53H44V52H41V54H40V56L42 55V56H45V54L43 55ZM46 53V52H45ZM47 53H49L48 51H47ZM80 53V52H79ZM96 53V52H95ZM176 53H178L177 51H176ZM50 55H52L51 54V52L49 53ZM56 54V53H55ZM71 54H73L72 55V57L70 56ZM97 54V53H96ZM100 54V53H99ZM103 54V53H102ZM112 54V53H111ZM78 55H79V57H78ZM104 55V54H103ZM110 55V54H109ZM176 55V54H175ZM178 55V54H177ZM176 55V56H177ZM180 55V54H179ZM53 56H54V54H53ZM111 56V55H110ZM182 56V55H181ZM70 57H71V59H70ZM102 57V56H101ZM109 57V56H108ZM182 57V58H183ZM99 58V57H98ZM110 58V57H109ZM178 58H180V56L178 57ZM178 58L177 59H175L176 61L178 60ZM65 59H66V61H65ZM100 59V58H99ZM105 59V58H104ZM101 60V59H100ZM108 60V59H107ZM180 60H182V59H180ZM84 61V60H83ZM97 61V60H96ZM99 61V60H98ZM85 62V61H84ZM86 62L88 63V61L86 60ZM85 62V63H86ZM107 62V61H106ZM110 62V61H109ZM132 62V61H131ZM178 62V61H177ZM182 62V63H183ZM103 63V62H102ZM179 63V62H178ZM177 63V64H178ZM107 64H108V62H107ZM81 65V66H80ZM88 65V64H87ZM128 65V64H127ZM135 65V64H134ZM179 65V64H178ZM177 65V66H178ZM89 66V65H88ZM106 66V65H105ZM110 66V65H109ZM116 66H118V65H116ZM182 66V69L184 70V68H183V65H181ZM33 67V66H32ZM97 67V66H96ZM179 67H180V65H179ZM34 68V67H33ZM87 68H89V67H87ZM91 68V67H90ZM103 68H104V66H103ZM54 69V70H55ZM108 69V68H107ZM31 70H33V69H31ZM71 70L73 71V70H75L76 72V74H73V72H71ZM85 70V69H84ZM91 71H92V69H90ZM109 70V69H108ZM107 70V71H108ZM166 70V69H165ZM34 72H35V74L37 73V71L36 70H33ZM89 71V70H88ZM182 70H181V67H180V72H181ZM184 71H182V73H183ZM185 72V73H186ZM228 72H230L231 74L229 75V73ZM31 73V72H30ZM92 73H94V72H92ZM104 73H106V72H104ZM163 73V72H162ZM181 73V74H182ZM185 73H183V74H185ZM232 73H233V76H232ZM110 74V73H109ZM108 74V75H109ZM164 74V73H163ZM186 74V75H187ZM41 75H43V74H41ZM108 75H106V76H108ZM144 75V74H143ZM143 75H142V77H143ZM33 76H35V75H33ZM94 76V78L96 79V77H95V75H93ZM111 76V75H110ZM148 76V75H147ZM182 76H185V75H180V77L182 78L181 80H183L185 77H182ZM36 77V76H35ZM42 77V76H41ZM40 76H39V78H41ZM116 77V76H115ZM145 77V76H144ZM188 76H186V78H187ZM189 77V78H190ZM251 77H252V79H254V80H251ZM29 79H31V82H33V80H35V79H33L34 77H32L31 78V76L30 77H28ZM37 78V77H36ZM44 78V75H43V77H42V79ZM107 78V77H106ZM160 78V77H159ZM185 78V79H186ZM189 78H187V79H189ZM247 78H248V80L251 82V83H248L247 81ZM33 79V80H32ZM60 79V78H59ZM113 79V78H112ZM168 79V78H167ZM100 80V81H99ZM107 80H109V79H107ZM125 80V79H124ZM143 80V79H142ZM160 80V79H159ZM158 80V81H159ZM163 80V79H162ZM49 81V80H48ZM62 81V80H61ZM60 81V82H61ZM81 81H82V83H81ZM95 81H99V83L100 84H102V82L104 81V79L102 78V77H98ZM110 81V80H109ZM119 81V80H118ZM156 81V80H155ZM164 81H165V79H164ZM184 81H186V80H183L182 82L183 83H185V84H183L182 83V85H185L186 86V90L185 91H187L188 89H189V87L186 85V82H184ZM252 81H254V84L253 85H255V87H257V88H259V90L260 91H262V93H261V95H260V93H259V95H260V97L259 96H257L258 95V93L256 94V92H257V89H254V90H256V92L253 90V92H255V93H253L252 92V90H250V92H252V93H250V94H246V91L247 92H249V90H246V89H248L249 88V86H250V84L252 85ZM59 82V81H58ZM63 82V83H64ZM138 82V81H137ZM161 82V81H160ZM245 82H247L248 83V85H245ZM43 83V82H42ZM49 83V82H48ZM62 83V82H61ZM98 83V82H97ZM110 83V82H109ZM112 83V82H111ZM121 83V82H120ZM155 83V82H154ZM175 83V82H174ZM189 82H187V84H188ZM58 84H60V83H58ZM85 84V83H84ZM84 84H82L83 86H84ZM95 84V83H94ZM107 84H108V82H107ZM148 84H149V82H148ZM164 84V83H163ZM192 84V85H191ZM41 85V84H40ZM52 85V84H51ZM61 85V84H60ZM63 85V84H62ZM65 85H63V86H65ZM86 85V84H85ZM111 85V84H110ZM109 85V86H110ZM169 85V84H168ZM174 85V84H173ZM172 85V86H173ZM59 86V85H58ZM79 86V87H78ZM95 86V85H94ZM167 86V85H166ZM233 86V87H232ZM67 87V86H66ZM82 87V86H81ZM97 87V85L95 86V88ZM114 87V86H113ZM160 87V86H159ZM188 87V88H187ZM251 87V89H253L252 87H254V86H250ZM60 88H61V86H60ZM85 88V86L82 88L83 90H85L84 89ZM146 88V87H145ZM150 88V87H149ZM154 88V87H153ZM164 88V87H163ZM175 88V87H174ZM48 89V88H47ZM81 89V88H80ZM108 89H110V88H108ZM117 89V88H116ZM156 89V88H155ZM162 89V88H161ZM171 89V88H170ZM191 88L189 89V91H191L192 90ZM235 89V90H234ZM68 90V89H67ZM79 90V89H78ZM113 90V89H112ZM142 90V89H141ZM176 90V89H175ZM183 90V92H185ZM192 90V91H193ZM258 90V91H259ZM80 91V90H79ZM152 91V90H151ZM153 91H154V89H153ZM205 91H206V94H208L209 92V94H211L210 95V97H209V100L206 98V97H208L206 94H203V93H205ZM259 91V92H260ZM70 92V91H69ZM84 92H86V91H84ZM121 92V91H120ZM165 92V91H164ZM188 92V91H187ZM41 93V92H40ZM76 93H78V92H76ZM116 93V92H115ZM148 93H149V91H148ZM162 92H160V94H161ZM191 93V92H190ZM190 93H187V95H189ZM37 95H40L39 94V92L38 93H36ZM84 96H85V93H82ZM87 94V93H86ZM118 94V93H117ZM121 94H123V93H121ZM154 94V93H153ZM247 95V96H249V97H247V96H244V95ZM105 95H107V94H105ZM120 95V94H119ZM125 95H126V93H125ZM164 95V94H163ZM185 95H186V93H185ZM204 95V96H203ZM240 95V97H238ZM242 95H243V97H247L246 99H248L249 98V102L248 101H246V100H244V99H242L241 97H242ZM257 96V97H259L258 99L259 100H256V98H254L255 96ZM71 96V95H70ZM78 96V95H77ZM80 96V95H79ZM102 96H103V94H102ZM102 96H100V97H102ZM123 96V95H122ZM192 96H191V98H192ZM254 96V97H253ZM39 97V96H38ZM37 97V98H38ZM55 97V96H54ZM63 97V101H65V103H66V99ZM83 97V96H82ZM81 97V98H82ZM124 97V96H123ZM126 97H127V95H126ZM189 97V96H188ZM251 97H253V98H251ZM40 98V97H39ZM70 98V97H69ZM84 98V97H83ZM82 98V99H83ZM86 98H87V95H86ZM112 98H114V97H112ZM116 98V97H115ZM118 98H121V96L120 97H118ZM143 98H144V96H143ZM190 98V99H191ZM212 98V99H211ZM262 98V99H263ZM122 99V98H121ZM152 99V98H151ZM153 99H154V97H153ZM206 99V100H205ZM244 100V101H246V102H248V104L251 102L250 101V99H252L253 101L254 100H256L255 101V103L252 101L251 103H254V111H256V109H255V107H257L258 106V108H259V104H262L261 106H260V109H257L258 111H259V113H260V117L257 119V121L258 120H261V122H258L260 125H258V123H257V125L255 124V122L253 123L254 125H256L255 127L251 124V123H247V120L249 119L250 120V118H247V120L246 119H243V120H245L246 121V123L248 124V127H249V130L248 129H246L247 128V126L245 127V130L244 129H242L241 128V126L242 125H244V123L245 122H243V120H240V117H241V119H242V116H240L239 117V115H237V113L239 112V111H241V110H239L238 108V106H240V105H238L239 103H241V101L242 100ZM53 100V99H52ZM55 100V99H54ZM84 100H85V98H84ZM92 100V99H91ZM104 100V99H103ZM106 100V99H105ZM108 100V99H107ZM127 100V99H126ZM149 100V99H148ZM188 100H189V98H188ZM187 100V101H188ZM192 100V99H191ZM208 100V101H207ZM57 102H58V100H56ZM63 101H62V104L61 105H59V106H57L58 104H57V102L56 103H54V104H57L55 107H54V105H53V103H52V108L54 107V108H57V110H58V108H60L61 109V106H62V108H65V106H64V103H63ZM116 101V100H115ZM119 101H120V99H119ZM128 101V100H127ZM190 101V100H189ZM192 101V102H193ZM40 100L38 101V104L40 105ZM48 102V101H47ZM61 102V101H60ZM81 102H82V100H81ZM80 102V103H81ZM106 102V101H105ZM121 102H122V100H121ZM226 102V103H225ZM44 103V102H43ZM49 103V102H48ZM84 104H85V102H83ZM104 103V102H103ZM108 103V102H107ZM112 103V102H111ZM119 103V102H118ZM133 103V102H132ZM189 103V102H188ZM82 104V103H81ZM80 104V105H81ZM87 104V103H86ZM172 104V103H171ZM190 104H192L191 102H190ZM224 104H230L231 106H229L230 108H228V107H226L225 106V108L223 109V110H221V113H220V108L221 107H224ZM243 105H242V107H240V108H242V110L244 109V107H246V105L247 106H252L253 104H247V103H242ZM44 105V104H43ZM46 105V104H45ZM79 105V104H78ZM118 106H120L119 104H117ZM125 104H123V106H124ZM214 105H215V108H214ZM221 105V106H220ZM114 106V105H113ZM121 106H122V104H121ZM40 107V106H39ZM43 107V106H42ZM111 107V106H110ZM125 107V106H124ZM145 107V106H144ZM186 107V106H185ZM217 107V108H216ZM220 107V108H219ZM238 107V108H237ZM253 107V106H252ZM45 108V107H44ZM51 108V106H49V109ZM51 109V110H55V109ZM76 108H78V106L76 107ZM81 108V107H80ZM106 108H108V107H105V110H106V112H107V109ZM114 108V107H113ZM126 108V107H125ZM129 108V107H128ZM192 108V107H191ZM192 108V109H193ZM247 108V112L249 111L248 110V107H246ZM245 108V109H246ZM250 108V107H249ZM83 109H84V107H83ZM122 109V108H121ZM162 109V108H161ZM237 109L239 110L238 112H237ZM25 110V109H24ZM40 110H42V108L40 109ZM45 110V109H44ZM47 110V109H46ZM46 110H45V112H46ZM62 110V109H61ZM78 110H79V108H78ZM163 110H165V109H163ZM167 110H168V108H167ZM173 110V109H172ZM194 110V109H193ZM195 110H196V108H195ZM252 110V108L250 109V111ZM260 110H262L261 112H262V114H261V112H260ZM72 111V114H74L73 112H75V110H71ZM101 111V110H100ZM120 111V110H119ZM122 111V110H121ZM154 111H156V110H154ZM158 111V110H157ZM174 111V110H173ZM41 112V111H40ZM58 112V113H57ZM53 111V113H57L58 115L60 114V115H62L61 116V118L62 117H64V115L65 114H61V112L60 111ZM60 112V113H59ZM68 112V111H67ZM67 112H65V113H67ZM69 112H70V110H69ZM68 112V113H69ZM79 112V111H78ZM77 112V113H78ZM102 112H104V111H102ZM123 112V111H122ZM125 112V111H124ZM123 112V113H124ZM195 112V111H194ZM244 112V114H245V110L243 111ZM246 112V113H247ZM252 112V111H251ZM257 112V111H256ZM43 113V112H42ZM46 113H48V114H50L48 111L46 112ZM45 113V114H46ZM76 113V112H75ZM80 113V112H79ZM83 113H84V111H83ZM120 113V112H119ZM193 113V112H192ZM82 114V112L80 113V116H82L81 115ZM85 114V113H84ZM107 113H105V114H103V115H106ZM108 114L110 115L111 113H109V111H108ZM126 114V113H125ZM173 114V113H172ZM195 114V113H194ZM218 114V115H217ZM226 114L228 115L227 116V118H228V121H226V122H224L223 121V119L225 118V116H226ZM248 114H249V112H248ZM252 114H254L255 116H253V118L254 117H258L256 114H255V112H253V113H251V117H252ZM258 114V113H257ZM59 115V116H60ZM114 115H115V113H114ZM116 115H118V114H116ZM240 115H241V113H240ZM246 115V114H245ZM31 116V115H30ZM38 119H40L41 121H45L46 120V123H45V127L44 128H42L43 130L41 131V132H44V131H46L47 130V133L54 127H52V125H56V124H52L51 122H48V120H47V116H49V115H45V117L44 116H42L41 114H38ZM58 116V117H59ZM66 116H68V115H65V118L66 119H68V117H66ZM85 116V115H84ZM171 116V115H170ZM250 116V115H249ZM248 116V117H249ZM70 117H72V116H69V119H70ZM83 117V116H82ZM99 117V116H98ZM117 117V116H116ZM243 117H245L244 115H243ZM247 117V116H246ZM30 118V117H29ZM34 118V117H33ZM51 118V117H50ZM49 118V119H50ZM76 118H77V116H76ZM108 118V117H107ZM113 118V117H112ZM154 118V117H153ZM176 118V117H175ZM35 119V122L37 123V121H36V117L34 118ZM78 119V118H77ZM82 119V118H81ZM123 119V118H122ZM252 119V118H251ZM255 119V118H254ZM53 120V119H52ZM64 120V119H63ZM100 120V119H99ZM104 120H107V119H104ZM109 120H111V116H110V118H109ZM108 120V121H109ZM171 120H174V119H170L169 121H170V123H171ZM182 120V119H181ZM185 120V119H184ZM227 120V119H226ZM248 120V121H249ZM253 120V119H252ZM69 121H71V119L69 120ZM74 121V120H73ZM102 121V120H101ZM105 122V123H103L104 125L106 124V123H109V122ZM190 121V120H189ZM251 121V120H250ZM255 121V120H254ZM53 122V121H52ZM110 122H112V120L110 121ZM115 122V121H114ZM121 122V121H120ZM125 122V121H124ZM242 122V123H241ZM35 123V124H36ZM43 123V122H42ZM71 123V122H70ZM83 123V122H82ZM113 123V122H112ZM123 123V122H122ZM121 123V124H122ZM241 123V124H240ZM38 124V123H37ZM36 124V125H37ZM81 124V123H80ZM111 124V123H110ZM109 124V125H110ZM120 124V123H119ZM124 124V123H123ZM123 124H122V126H123ZM247 124H245V125H247ZM250 124V125H249ZM39 125V124H38ZM37 125V126H38ZM101 125V124H100ZM104 125H102V126H104ZM108 124H107V127L109 126ZM112 125V124H111ZM110 125V126H111ZM114 125V124H113ZM118 125V124H117ZM171 125H173V122H172V124ZM180 125V124H179ZM196 125V126H197ZM241 125V126H240ZM254 127V129L252 128V126ZM101 126V127H102ZM109 126V127H110ZM121 126V127H122ZM169 126V125H168ZM194 126H195V124H194ZM36 127V126H35ZM59 127V126H58ZM106 127V126H105ZM105 127L103 128V129H105ZM107 127H106V129H107ZM120 127V128H121ZM170 127V126H169ZM174 127V126H173ZM172 127V128H173ZM187 127H189L188 125H187ZM251 127V128H250ZM55 128H56V126H55ZM60 128V127H59ZM116 128V127H115ZM119 128V127H118ZM126 128H127V126H126ZM125 128V129H126ZM155 128V127H154ZM171 128V127H170ZM243 128H244V126H243ZM39 129H41V128H39ZM48 129H50L49 131H48ZM57 129V128H56ZM224 130V132H223V130ZM37 130H38V127H37ZM60 130V129H59ZM59 130H57V131H59ZM108 130V129H107ZM120 130H122V129H119V131ZM221 130H222V132H221ZM53 131H56V130H53ZM57 131H56V133H57ZM69 131H71V130H69ZM101 131V130H100ZM106 131V130H105ZM109 131V130H108ZM113 131V130H112ZM115 131V130H114ZM118 131V130H117ZM117 131H115L116 133H117ZM123 131V130H122ZM171 132L172 131H174V130H170ZM169 131V132H170ZM207 131H210V132H212V134L210 133L209 134V136H211V135H213L214 133H216L215 134V136H213V138L215 139V137H216V135H218L219 137L217 138L216 137V139H217V141H218V139L220 138V141H221V139L223 138V135L225 136V135H227V138H225V139H228V137H229V139H228V141L227 142H221V143H217V141L215 142L214 140H211L210 142L208 141V139H209V137H208V139H206L205 141H204V143H203V141H202V138L204 139V137H205V135H206V133H209V132H207ZM213 131H215L214 133H213ZM52 132V131H51ZM61 132V131H60ZM111 132V131H110ZM190 132V131H189ZM46 133V134H47ZM105 133V132H104ZM175 133V132H174ZM191 133H192V131H191ZM224 133V134H223ZM54 134V133H53ZM100 134V133H99ZM112 134V133H111ZM180 134V133H179ZM181 134H182V132H181ZM229 134V135H228ZM44 135H45V132H44ZM51 135V134H50ZM56 135V134H55ZM58 135H59V137H60V134L58 133ZM113 135H115V134H113ZM189 135V134H188ZM208 135V134H207ZM63 136V135H62ZM101 136V135H100ZM104 136V135H103ZM103 136H101V137H103ZM107 136H110V135H107ZM112 136V135H111ZM122 136V135H121ZM124 136V135H123ZM172 136H173V132H172ZM181 136V135H180ZM191 136H193V135H191ZM54 137V136H53ZM68 137V136H67ZM113 137V136H112ZM157 137V136H156ZM183 137V136H182ZM185 137V136H184ZM111 138V137H110ZM119 138H121V137H119ZM174 138H175V135H174ZM211 138V137H210ZM213 138H211V139H213ZM101 139V138H100ZM103 139H105V138H103ZM102 139V140H103ZM108 139H109V137H108ZM114 139V138H113ZM127 139V138H126ZM129 139V138H128ZM183 139V138H182ZM190 139V141L192 142V140ZM55 140H56V138H55ZM122 140V139H121ZM174 140V139H173ZM172 140V141H173ZM185 140V139H184ZM222 140H224V139H222ZM115 141V140H114ZM177 141V140H176ZM206 141H208L209 143H210V145H211V143H213L212 141H214L215 143H217V144H215L214 143V145H211V146H213L212 148H214L213 150H212V148L210 147V145L209 144H207L206 145V143H208V142H206ZM55 142V141H54ZM129 142H130V140H129ZM177 142H179V141H177ZM206 142V143H205ZM114 143V142H113ZM131 143V142H130ZM172 143H175V141L174 142H172ZM186 143V142H185ZM127 144H129L128 143V141H127V143H126V145ZM204 144H205V146H204ZM106 145V144H105ZM131 146H132V143L130 144ZM189 145H191V144H189ZM124 146V145H123ZM157 146V145H156ZM179 144H176V145H173V144H171V153H170V155L172 156V158H170V155H169V160H171V159H173V160H175V162L176 163H180V159H181V164H186L187 162H185L184 160H182V158H181V156H182V154L184 153V152H182V148H181V145L179 146ZM196 146V145H195ZM164 147V146H163ZM190 147V146H189ZM192 147H193V145H192ZM210 147V148H209ZM169 148V149H170ZM184 148V147H183ZM116 149V148H115ZM164 149H168V148H164ZM192 149V148H191ZM207 149H211V151L209 152V150H207ZM76 150V149H75ZM129 150V149H128ZM203 150V151H202ZM183 151H186L185 150V148H184V150ZM120 152V151H119ZM130 152V151H129ZM169 151H167V153H168ZM187 152H189V154H190V151L187 149V151H186V153ZM185 153V154H186ZM242 153H244V154H246V157L247 158H245L244 156V158H245V160H243V161H241V159H240V157L242 156H240V154H242ZM166 154V153H165ZM191 154H193V153H191ZM63 155V154H62ZM167 155V154H166ZM184 155V154H183ZM187 155V154H186ZM194 155V154H193ZM188 156V155H187ZM186 156V158H189V157H187ZM197 156V155H196ZM167 157H168V155H167ZM185 157V156H184ZM193 158H195V157H193ZM198 158V157H197ZM240 159V160H239ZM243 159V158H242ZM168 160V158H167V161H169ZM163 161H165V159L163 160ZM182 161L183 162H185V163H182ZM190 161V160H189ZM194 161V160H193ZM241 161V162H240ZM246 161V162H245ZM174 162V163H175ZM198 162V161H197ZM175 163V164H176ZM191 162H189V164H190ZM199 163V162H198ZM164 164H165V162H164ZM180 164V165H181ZM178 165V164H177ZM179 166V165H178ZM188 166V165H187ZM193 166H195V165H193ZM199 166V165H198ZM137 167V166H136ZM164 167V166H163ZM172 167V166H171ZM119 168V167H118ZM166 168V167H165ZM175 168V167H174ZM178 168V167H177ZM124 169V168H123ZM181 169V170H180ZM179 170H180V173H176V170H175V172H174V174L176 173L177 175H175V178H172L171 177V179H173V181H174V179L176 180V181H181L182 180V182H183V180L185 179V180H189L188 179V176H187V172H185L184 170L186 169H184V168H180ZM182 169H183V171H182ZM134 170V169H133ZM165 170V169H164ZM169 170V169H168ZM173 170V169H172ZM190 170V169H189ZM188 170V171H189ZM122 171V170H121ZM166 171V170H165ZM164 171V172H165ZM174 171V170H173ZM119 172V171H118ZM178 172V171H177ZM134 173V172H133ZM139 173V172H138ZM185 173H186V175H185ZM141 174V173H140ZM166 174H167V171H166ZM173 175V177H174V174L173 173H170V175ZM189 174H191L190 173V171H189ZM188 174V175H189ZM111 175V174H110ZM136 175V174H135ZM164 175V174H163ZM201 175V174H200ZM114 176V175H113ZM133 176V175H132ZM166 176H168V174L166 175ZM190 176V175H189ZM166 178V177H165ZM170 178V177H169ZM191 178V177H190ZM141 179V178H140ZM117 180V179H116ZM121 180V179H120ZM119 180V181H120ZM129 180V179H128ZM192 180V179H191ZM130 181V180H129ZM169 181H170V179H169ZM201 181V180H200ZM171 182V181H170ZM170 182L168 183V184H170ZM189 182H191L190 180H189ZM120 183V182H119ZM124 183H127V181L125 182L124 181ZM173 183H175V182H173ZM178 183V182H177ZM176 183V184H177ZM112 184V183H111ZM114 184V183H113ZM142 184V183H141ZM164 184H166V182L164 183ZM163 184V185H164ZM172 184V183H171ZM180 184V183H179ZM125 185H127V184H123V186L124 187H127V186H125ZM131 185V184H130ZM132 185H134V184H132ZM185 185V184H184ZM199 185V184H198ZM115 186H116V184H115ZM122 186V187H123ZM139 186H142V185H139ZM170 186V185H169ZM168 186V187H169ZM172 186V185H171ZM171 186H170V188H171ZM129 187V186H128ZM131 187V186H130ZM152 187V186H151ZM185 187V186H184ZM191 187V186H190ZM203 187V186H202ZM132 188V187H131ZM131 188H127V189H123L124 190V192H123V194L121 195V199H122V203L124 204V202L126 203V207H125V209L126 210H128L127 212H124L123 214H119V215H122L121 216V219L123 220V221H125V222H130L131 221V225H133L132 224V220L134 221L133 223L135 224L136 222H135V220L137 221V223H139L138 222V220L137 219H135V217L133 216L135 213H136V211H137V209H135V207H134V209L136 210L135 212H134V210H133V207L131 208V205L128 203V201H127V199H128V196L130 197L132 194L134 195V194H136L135 193V190H134V192H133V189H131ZM173 188V187H172ZM182 188V187H181ZM186 188V190L185 189H183V190H179L178 191V193H175L174 195H172V197H171V199H170V201H169V199H168V201L170 202V204H169V208H170V210H171V212H170V210H169V213H173V215H174V218H175V220L177 221L176 223L178 224V225H176L175 227V230H177V229H180V228H182V226H183V222L185 221V219L183 218V217H186L187 218V216H190V218L191 219H195V217H194V212H192V206H193V203L194 202H192V201H188V200H190L189 198H190V189H189V187H185ZM176 189H177V187H176ZM202 189V188H201ZM145 190V189H144ZM173 190H174V188H173ZM138 192H139V190H137ZM147 191V190H146ZM175 191H177V190H175ZM115 192H117V191H115ZM170 192H171V190H170ZM196 192V191H195ZM132 193V194H131ZM140 193L142 194V191L140 190ZM187 193H188V198H187ZM193 193V192H192ZM112 194H114V193H112ZM140 194V195H141ZM144 194V193H143ZM142 194V197H144V195ZM169 194V193H168ZM171 194V193H170ZM169 194V195H170ZM204 194V193H203ZM137 195V194H136ZM139 195V194H138ZM137 195V196H138ZM148 195H149V193H148ZM163 195V194H162ZM168 195V196H169ZM195 195V194H194ZM205 195V194H204ZM109 196V195H108ZM119 195H117V197H118ZM137 196H133V198L134 197H136V200H134L133 198L131 199V197L129 198V199H131V201L132 202H134V201H138L137 200V198L139 197H137ZM171 196V195H170ZM193 195H191V197H192ZM197 196V195H196ZM195 196V197H196ZM199 196V195H198ZM147 197V196H146ZM110 198V197H109ZM119 198V197H118ZM149 198L150 199H148V197H147V199L149 200L148 202H150L151 204H152V202L150 201L151 200V197L149 196ZM169 198V197H168ZM198 198V197H197ZM128 199V200H129ZM142 200V202L144 203L145 201H144V198H141ZM167 199V198H166ZM188 199V200H187ZM204 199H206L205 197H204ZM108 200V199H107ZM112 200V199H111ZM134 200V201H133ZM146 200V199H145ZM197 200V199H196ZM109 201V200H108ZM117 201V200H116ZM140 201V200H139ZM165 201V206H167L168 205V203H166V200H164ZM167 201V202H168ZM202 201V200H201ZM205 201H207V200H205ZM115 202V201H114ZM118 202V201H117ZM116 202V203H117ZM120 202V201H119ZM141 202V203H142ZM147 202V203H148ZM155 202H157V201H155L154 200V202H153V205H154V203ZM163 202V201H162ZM121 203V202H120ZM135 203V202H134ZM139 203V202H138ZM137 203V204H138ZM196 203H197V201H196ZM207 203V202H206ZM112 204V203H111ZM118 204V203H117ZM129 204V205H128ZM156 204V203H155ZM163 204V203H162ZM167 204V205H166ZM195 204V203H194ZM109 205V204H108ZM113 205V204H112ZM125 205V204H124ZM135 205V204H134ZM133 205V206H134ZM140 205V204H139ZM146 205V202H145V204H142V210H143V212L141 213L142 215H140V216H142L143 217V213L145 214L146 212H145V209L143 208L144 206ZM158 205V204H157ZM160 205H161V203H160ZM199 205V204H198ZM110 206V205H109ZM147 206L150 208L151 206H149L148 204H147ZM146 206V207H147ZM159 206V205H158ZM111 207V206H110ZM109 207V208H110ZM120 207V206H119ZM140 207V206H139ZM139 207H138V210H140L139 209ZM147 207V208H148ZM152 207H154V206H152ZM151 207V208H152ZM194 207V206H193ZM121 208V207H120ZM124 208V207H123ZM137 208V207H136ZM148 208V209H149ZM155 208H156V206L154 207V210H155ZM163 208V207H162ZM165 208H167V207H165ZM168 208V209H169ZM196 208V207H195ZM148 209H146V210H148ZM204 209H206V205H205V207H204ZM110 210V209H109ZM125 210V211H126ZM152 211L153 209H149V211ZM162 211V209H159V211ZM195 210H197V209H195ZM122 211V210H121ZM123 211H124V209H123ZM141 211V210H140ZM149 211L147 212L148 214H149ZM151 211H150V213H151ZM166 211H167V209H166ZM99 212V211H98ZM156 212H158L157 211V209H156V211H155V213ZM199 212H201V211H199ZM198 212V213H199ZM119 213V212H118ZM140 212L139 211H137V213H136V215L137 214H139ZM155 213L154 214H152V215H155ZM159 213V212H158ZM167 213H168V211H167ZM197 213V214H198ZM148 214H146L147 216H149ZM162 214V213H161ZM145 215V216H146ZM157 215V214H156ZM166 215V214H165ZM172 215V214H171ZM199 215V214H198ZM206 214H205V216H207ZM109 216V215H108ZM139 216V217H140ZM202 216H203V214H202ZM119 217V216H118ZM133 217V218H132ZM142 217H140L141 219L140 220H142L143 218ZM116 218H117V216H116ZM149 218H150V216H149ZM151 218H153V217H151ZM157 218V217H156ZM174 218H172V219H174ZM179 218H180V220L181 219H184V221H182L181 220V222H180V220H179ZM111 219V218H110ZM171 219V218H170ZM171 219V220H172ZM196 219H197V217H196ZM195 219V220H196ZM122 220H121V224H122ZM144 220V219H143ZM148 220V219H147ZM153 220V219H152ZM160 220V219H159ZM114 221V220H113ZM174 221V220H173ZM199 221V220H198ZM200 221H201V219H200ZM205 221V220H204ZM108 222V220L106 221V223ZM115 222V221H114ZM142 222H144V221H141V223ZM149 223H150V220L148 221ZM155 222H156V220H155ZM167 222V221H166ZM197 222V221H196ZM206 222V221H205ZM105 223V224H106ZM109 223V222H108ZM116 223V222H115ZM114 223V224H115ZM119 223H120V221H119ZM119 223L117 224V226H119ZM141 223H139V224H141ZM145 223H147L146 222V219H145ZM159 224V222H156V224ZM174 223H175V221H174ZM193 223H194V221H193ZM113 223H111V227L112 226H116V225H112ZM148 224V223H147ZM152 224V223H151ZM150 224V225H151ZM182 224V226H180ZM185 224L187 225V221H185ZM184 224V225H185ZM202 224V223H201ZM201 224H200V226H201ZM127 225V227L130 225V223H128V224H126ZM126 225H124L123 224V226H126ZM130 225V226H131ZM142 225H143V223H142ZM146 225V224H145ZM145 225H143V226H145ZM149 225V226H150ZM155 225V224H154ZM162 225V224H161ZM204 225H206V224H204ZM101 226H104V225H101ZM107 226L109 227L110 225H108L107 224ZM130 226L128 227V228H125V230H124V233L125 234H127L128 235V233H129V230L128 229H131L130 228ZM138 226V225H137ZM147 226V225H146ZM156 226V225H155ZM171 226V225H170ZM190 226V225H189ZM108 227H107V229H108ZM111 227H109V229H113V230H116V229H114V228H116V227H114V228H111ZM135 227V226H134ZM139 227H140V225H139ZM154 227V226H153ZM159 227V226H158ZM186 227V229H187V226H185ZM184 226H183V228H185ZM194 227V226H193ZM193 227H191V228H193ZM118 228V227H117ZM120 228V227H119ZM124 228H122V229H124ZM138 228V227H137ZM146 228V227H145ZM145 228H144V231H145ZM156 228H157V226H156ZM168 228V227H167ZM197 228L198 227H196V230H197ZM206 228V227H205ZM101 229H103V228H101ZM108 229V230H109ZM122 229H120V230H122ZM140 229V228H139ZM138 229V230H139ZM148 229H149V227H148ZM172 229V228H171ZM208 229V228H207ZM107 230V231H108ZM112 230V231H113ZM137 230V231H138ZM143 230V229H142ZM146 230H147V228H146ZM151 230H152V228H151ZM174 230V231H175ZM189 229H187V231H188ZM140 231V230H139ZM153 231V230H152ZM190 231V230H189ZM191 231H194V230H191ZM110 232H111V230H110ZM116 232L118 233V231L116 230ZM136 232V228H135V230H134V233ZM154 232V231H153ZM182 232V231H181ZM203 232V231H202ZM208 232V231H207ZM104 233L106 234L107 232H106V230L104 229V232H103V236H104ZM117 233H109V231H108V234H106L107 235V237H109L108 235H110L111 234V238H110V240L112 239V235L114 236V234L116 235ZM122 233V232H121ZM123 233V234H124ZM131 233V232H130ZM145 233V232H144ZM144 233H143V236H145L144 235ZM155 233H156V231H155ZM183 233V232H182ZM186 233V232H185ZM196 233V232H195ZM195 233H193V236H194V234ZM198 233V232H197ZM102 234V233H101ZM120 234V233H119ZM146 234V233H145ZM150 234H152L153 235V233H150ZM162 234V233H161ZM96 235H97V233H96ZM100 235V234H99ZM121 235V234H120ZM119 235V236H120ZM127 235H125V237H130L129 235L127 236ZM135 235V234H134ZM147 235V234H146ZM168 235V234H167ZM178 236H179V234H177ZM176 235V236H177ZM185 235V234H184ZM188 235H189V232H188ZM122 236V235H121ZM133 235H131V237H132ZM138 236V235H137ZM163 236H164V233H163ZM170 236V235H169ZM171 236H174V235H171ZM170 236V237H171ZM181 236V235H180ZM193 236L191 235V238H193ZM197 236V235H196ZM195 236V237H196ZM106 237V236H105ZM117 237H118V235H117ZM124 237V236H123ZM140 237V239L142 238V236L140 235L139 236ZM148 238H149V236H147ZM157 237V236H156ZM162 237V236H161ZM185 238H186V236H184ZM194 237V238H195ZM120 238V237H119ZM118 238V239H119ZM180 237H178V239H179ZM184 238V239H185ZM187 238H188V236H187ZM125 239V238H124ZM145 239H146V236H145ZM151 239H155L154 238V236L152 237V238H150L149 240H151ZM160 239V236H159V238H158V240ZM164 239V238H163ZM167 239V238H166ZM165 239V240H166ZM196 239V238H195ZM208 239H210V237L208 238ZM109 240V242H111ZM121 240H123L122 238H121ZM127 240H130V239H127ZM169 240V239H168ZM192 240H194V239H192ZM192 240H190V241H192ZM197 240V239H196ZM213 240H210V241H213ZM131 241H132V238H131ZM143 242H144V240H142ZM147 241V240H146ZM160 241V240H159ZM164 241V240H163ZM163 241H161V242H163ZM197 241H200L199 239L197 240ZM209 241V242H210ZM124 242V241H123ZM153 242V241H152ZM173 242V241H172ZM178 242V241H177ZM189 242V241H188ZM193 242V241H192ZM196 242V241H195ZM201 242V241H200ZM199 242V243H200ZM120 243V242H119ZM129 243V242H128ZM128 243H126V245L128 244ZM132 243H133V241H132ZM158 243V242H157ZM160 243V242H159ZM159 243H158V246H160L159 245ZM197 243V242H196ZM195 243V244H196ZM206 243V242H205ZM112 245H113V243H111ZM121 244V243H120ZM138 244V243H137ZM136 244V245H137ZM152 244V243H151ZM156 244V243H155ZM161 245L163 244V243H160ZM192 244V243H191ZM194 244V243H193ZM198 244V243H197ZM197 244H196V246H197ZM201 245H203L202 243H200ZM209 244V243H208ZM145 245V244H144ZM154 245V244H153ZM164 245H165V243H164ZM178 245V244H177ZM190 245V244H189ZM123 246V245H122ZM140 246V245H139ZM143 246V245H142ZM157 246V247H158ZM171 246V245H170ZM194 246V245H193ZM200 246V245H199ZM198 246V247H199ZM204 247L206 246L205 244L203 245ZM121 247V246H120ZM132 247V246H131ZM145 247H146V245H145ZM162 247V248H161ZM161 247H159L161 250L164 248L165 249V247H163V246H161ZM174 247V246H173ZM181 247H183V246H181ZM204 247H203V249H204ZM129 248V247H128ZM134 248V247H133ZM140 248V247H139ZM147 248V247H146ZM146 248H143V251H144V249H146ZM156 248V247H155ZM177 248V247H176ZM176 248H174L175 250L172 252V254H171V252L170 251H168L169 252V254H171V256H169L170 258H174V257H177V255L179 256V254H181L180 253V250L178 249H176ZM192 248V247H191ZM190 248V249H191ZM202 248V247H201ZM120 249V248H119ZM122 249V248H121ZM124 249H125V247H124ZM132 249V248H131ZM130 249V250H131ZM141 249V248H140ZM159 249V250H160ZM198 249H200V248H197V250ZM202 249V250H203ZM207 249H208V247H207ZM111 251H112V249H110ZM133 250V249H132ZM135 250H137V249H135ZM135 250H133V256L134 255H137V254H135L134 253V251ZM139 250V249H138ZM159 250H157V248H156V250L155 251H159ZM160 250V251H161ZM171 250V249H170ZM173 250V249H172ZM200 251V252H203V251ZM206 250V249H205ZM208 250H210V248L208 249ZM118 251V250H117ZM121 250H119L118 251V253L120 252ZM123 251V250H122ZM141 251V250H140ZM139 251V252H140ZM154 251V252H155ZM159 251V252H160ZM164 251V255L166 254V253H168V252H166L165 253V250H163ZM162 251V252H163ZM167 251V250H166ZM192 251V250H191ZM195 252H196V250H194ZM207 251V250H206ZM124 252V251H123ZM123 252H121V254L123 253ZM138 252V251H137ZM136 252V253H137ZM138 252V253H139ZM145 252H146V250H145ZM113 253V252H112ZM115 253H116V251L114 252V255H115ZM155 253H157V252H155ZM205 253H207V252H205ZM204 253V254H205ZM212 252H210L209 254H211ZM111 253L109 252V255H110ZM117 254V253H116ZM121 254H120V256H121ZM130 254V253H129ZM141 254H142V251H141ZM141 254L139 253V256H141ZM160 253H158V255H159ZM197 254H199V252L197 253ZM196 254V255H197ZM203 254V253H202ZM201 254V256H203ZM113 254H111V258H112V256H114ZM128 255V254H127ZM132 255V254H131ZM161 255V254H160ZM167 255V254H166ZM133 256H131L132 258H133ZM205 256V255H204ZM209 255H208V253H207V257H208ZM212 256V255H211ZM117 257V256H116ZM115 257V258H116ZM124 257L126 258V256L124 255ZM158 256H156V258H157ZM160 257V256H159ZM162 258H164L163 256H161ZM200 257V256H199ZM199 257H198V259H199ZM210 257V256H209ZM208 257V258H209ZM109 258V257H108ZM118 258H119V256H118ZM118 258H117V261H118ZM121 258H122V256H121ZM127 258H129V257H127ZM138 258V255H137V257H136V259ZM154 258H155V256H154ZM162 258H160L161 259V261H163L162 260ZM167 258H168V256H167ZM206 258V257H205ZM211 258V257H210ZM213 258V257H212ZM114 258H112L111 260H113ZM123 259V258H122ZM159 259V258H158ZM157 259V260H158ZM159 259V260H160ZM166 259V258H165ZM175 259H177V258H175ZM175 259H173V260H175ZM203 258H200V260H202ZM130 260H131V258L130 259H128L127 261L125 260V263H124V260H120L119 259V261H121V264H122V262H123V264H126V262H128L129 261V263L131 264V262H130ZM138 260V259H137ZM141 261H142V258L140 259ZM156 260V259H155ZM172 260V259H171ZM214 259H212V261H213ZM116 261V262H117ZM118 261V262H119ZM132 261V260H131ZM139 261V260H138ZM160 261V264L162 263V264H166V263H168L169 261H167L166 260V263H165V261H164V263L163 262H161ZM180 261V260H179ZM206 261V260H205ZM211 261V260H210ZM134 262V261H133ZM136 262V261H135ZM178 262V261H177ZM129 263H127V264H129ZM137 263V262H136ZM158 264H159V261L157 262ZM174 263H176V262H174ZM173 263V264H174ZM112 264V263H111ZM113 264H115V261L113 260ZM118 264V263H117ZM138 264V263H137ZM139 264H141V263H139ZM176 264H178V263H176ZM203 264H204V262H203ZM207 264V263H206ZM209 264V263H208Z\"/></svg>", "mask_w": 264, "mask_h": 264}]
</instances>
